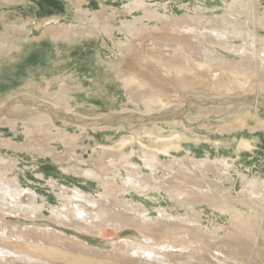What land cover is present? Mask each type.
I'll list each match as a JSON object with an SVG mask.
<instances>
[{
	"label": "rangeland",
	"instance_id": "374dc122",
	"mask_svg": "<svg viewBox=\"0 0 264 264\" xmlns=\"http://www.w3.org/2000/svg\"><path fill=\"white\" fill-rule=\"evenodd\" d=\"M131 1L0 0V37L5 35L8 42L6 46L0 47V102L9 99L13 95H20L30 91V95L33 94L34 98L37 97L35 99L44 98L43 100L51 104L55 102V105L59 107L57 109H68L70 113L77 115V117L86 119L107 116L117 111L139 112V110H136L138 108L127 103L128 93L118 79L120 72L122 77L136 74L145 85L139 90L142 93L140 97L158 96L167 102L169 101L168 105L160 107L161 109L155 112L153 111L151 113L152 116L157 118L177 114L176 117L170 120H156L176 121L175 125H173L174 127L162 125L161 133L169 135L171 129L174 128L183 138L179 142L182 146L181 148L170 150L168 154L160 153V159L167 160L173 156L178 158L187 156L188 159L193 158L196 160L205 157H224L231 163L229 170L223 173L230 180L226 181L225 186H230L231 194L235 198L237 195L238 197H242L241 195L248 196L250 190L247 181L253 178H260L259 181L264 182V124L261 125L258 118V116L260 118L264 117V104L256 108L251 105L250 101H247V104L241 103L242 105L230 102L231 109H215L206 107L208 104L199 108L197 103H181L183 98L185 99L191 95L200 97L205 95V97L211 99L230 100L233 96L241 95L243 92L236 88L232 92L223 90L220 93L206 88L204 81H208V69L204 71L203 75L199 76V80L196 83H193L189 89L185 90V93L178 90L174 91L171 79L166 76V79L163 78L164 76L150 67V64L148 66L141 54L135 53V51L119 52L118 49H115L118 40L123 38L119 31L115 30L114 37L96 31L91 33V35L83 32L84 24H90V19L95 15H98L101 20H105L109 16L116 24L115 26L118 27L122 17L129 18L131 14H136V11L128 14L125 12L124 7ZM144 1L152 6L151 8L160 9L159 12L161 11V14L167 12L166 15L169 17L181 18L186 13L195 14L194 12H204V16L220 14L223 6L230 0ZM252 2L256 7L257 16L262 18V21L264 19V0H254ZM122 12L125 14L123 15ZM55 17H58L59 22L50 24L49 20ZM80 18L85 22H83L82 26L77 27L82 23L79 20ZM7 20L8 22H6ZM12 21H25L27 26L24 31L18 30V32H15L11 28ZM262 22L264 25V20ZM151 24L152 22L149 23V25ZM249 26L253 28L251 24ZM70 29L84 33V35L82 37L75 36L77 34L70 32ZM256 30L259 37L261 36L264 40V27L257 26ZM159 37L160 39L165 38L162 35H158ZM12 38L13 41H11ZM231 57L236 59V62H239L238 57ZM247 63L245 61L241 62L243 65L241 68L245 73H248L249 77L256 78L259 73L260 77L262 76L264 79V69L258 66V70L253 64ZM102 68L106 69L110 74V80L105 85L100 84L97 80L96 72ZM218 78L220 79V77ZM49 79L51 82H48ZM63 81L65 82L64 84ZM64 86L67 88L65 89ZM245 86L243 88L250 89L248 85ZM59 89H64L62 91L66 92L70 97L67 103L62 100L56 102L49 96L53 92L60 91ZM139 91L137 92L140 93ZM259 94H264V87L259 90ZM12 108H16L17 111ZM20 108L22 107L15 106L11 107V109L9 107L0 112V165L3 164L6 168L8 167V176H15L13 178L18 180L20 186L35 192V197L39 202L46 200V207L57 204V195L61 192V189L72 188L73 186L86 188L84 185L85 181L78 174L67 173L62 168L75 165V169L79 170L80 166H86V163L84 162V164L80 159H76L72 152L74 149L78 151L77 145L81 150L88 149L92 152L95 149L98 151L106 149V147L123 141L126 144H124L125 150L130 151L133 146L136 147L138 145V140L141 139L143 142H148L147 136L141 133L140 127L143 125L141 121H139L141 123L138 121L124 122L121 119L112 120L111 118L105 123L102 122L101 124L104 123V125L101 128H93L92 130V128H82V126H78L74 122H68V120L63 118L52 116L50 123L54 127L42 129L44 128L42 126L32 127L28 123L30 121L28 119L31 117L30 111H21L22 109ZM130 122L131 124H129ZM149 128L152 129L153 126L149 124ZM244 141L247 143L246 147L240 145ZM72 142L76 143V148ZM132 159L136 163L141 164V160L135 154L132 155ZM158 167V170H155L156 175L166 174L164 167ZM142 170L145 173L150 171L149 168L144 166H142ZM108 173L111 172H104L103 175L106 177L107 174V177H109ZM209 176L212 179L210 174ZM125 177L126 172L122 168L118 171L120 184L124 183ZM211 185L209 179H203L198 190L200 189V191L205 193L208 187L211 189ZM191 186L192 184L186 183L183 186V190L196 188L193 187L194 185ZM261 186L264 194V183ZM93 187L96 188L98 186ZM155 188L157 187L155 186L149 191L140 190L141 192L132 189L130 195L135 201L139 200V202L144 203L148 207L150 215H158V208L164 207L168 209L174 206L170 198L171 194L169 195V193L164 192L160 188ZM87 190L90 189L88 188ZM222 192L226 194V190H222ZM245 200L247 201L232 202L244 213H249L250 209L247 206L253 204L252 206L256 208L258 225L257 223H252L251 220H255L252 215L249 216L251 220L249 219L244 224L245 228L247 225L248 227H253V229L247 227V230L244 225L239 228L237 226L239 225L238 223H232L233 219L229 211L216 209L205 202H192L191 205L177 206V210H173V213L178 212L183 217L186 215L195 217L199 221V229L195 231L196 233L189 234L186 232L185 234L182 228H166L158 238L159 243L171 241V243L175 244L177 240H186L189 235L190 237L192 235V238L198 241L197 245H200V247L197 246L199 253L196 256V260H198V263L201 258H208L209 253L217 254L215 250L211 249L212 247H216L219 243L221 244L223 240H230L234 244L237 243L238 249L242 248L240 249L242 252L247 251V259H252L253 264H264V199L259 203L248 201L247 198ZM246 203L247 205L245 206ZM189 208L192 209L190 210ZM15 214L18 215V213ZM38 214L36 219L31 216L30 220L22 216H15L12 217V221L6 224L12 228L13 226H19L21 230L33 227L40 230L48 225L49 228H54V232L63 235V237L70 238L75 243L80 242L78 244L83 247L80 255L91 260H97L98 258L101 260L105 257L104 261H106L108 255H113L109 252L113 253L114 247L121 245L120 242L123 239L141 237L138 230L132 227L117 230L111 226H100L94 230V234L80 233L68 225L49 221L48 218L51 215L46 208L42 209ZM11 215L13 216V214ZM164 219L173 221L171 217ZM211 224L222 225L224 228L212 236L209 231L212 229ZM253 230L256 232L260 231L259 236L256 235L254 237ZM199 241L202 243L199 244ZM193 244L195 245L196 243ZM252 249H256V251L253 253ZM84 250H88L89 254L92 255L90 256ZM252 253L254 259L252 258ZM99 254L101 257H99ZM208 259H211V255ZM115 260L117 261V258ZM124 260L128 261V264H134L130 259ZM116 261L111 262L117 264ZM200 263H202V259ZM146 264H152V262Z\"/></svg>",
	"mask_w": 264,
	"mask_h": 264
},
{
	"label": "bare ground",
	"instance_id": "6f19581e",
	"mask_svg": "<svg viewBox=\"0 0 264 264\" xmlns=\"http://www.w3.org/2000/svg\"><path fill=\"white\" fill-rule=\"evenodd\" d=\"M252 1L254 0H230L223 6L220 14L213 16H204V12H194L195 14L186 13L181 18H173L174 16L169 17L166 15L167 12L161 14V11L159 12L160 9L151 8L152 6L146 4L144 0H132L124 7L125 12L128 14L132 11H136V14H131L129 18L122 17L118 27L115 26L116 24H114V21L109 16H107L108 18L105 20H101L98 15L91 18L89 21L90 24L87 25L86 23L84 24L83 22L85 21H82L80 18L79 20L82 23L77 27L84 24L83 32L89 33L90 35L96 31L104 35L106 34L107 36H113L115 30L117 32L119 31L123 38L118 40L116 46L113 45L115 49H118L119 52L135 51V53L141 54L148 66L150 64V67L164 76L163 78L166 76L171 79L174 91L178 90L185 93V90L189 89L193 83H196V81L199 80V76L203 75L204 71L208 69V81H204L206 88L216 90V92L218 91L220 93L223 90L232 92V90H236V88L240 92H243L241 95L238 94L237 96H233L232 99L229 98L230 100L211 99L205 97V95L204 97L191 95L185 99L183 98L181 103H197L199 108L208 104L209 106L207 105L206 107L231 109V103L233 102L240 105L241 103L250 101L251 105L258 108L264 104L259 94V90L264 87V79L262 76L260 77L259 73L256 78H251L248 73H245L241 68L243 67L241 62L245 61L248 62L247 64H253L256 68L260 66L264 69V40L261 36V38L259 37L256 30L257 26L264 27L262 22L264 19L261 21L262 18L257 16L256 7L253 5ZM122 14L124 15L125 13L122 12ZM6 22H8V20ZM58 22V17L49 20L50 24ZM150 22H152L151 25H149ZM249 24H251L253 28H250ZM26 26L27 23L25 21L11 22V28L15 32H18V30L24 31ZM73 30L70 29V32L76 33L77 35L75 36L82 37V35H84V33ZM158 35H162L165 38H161V40L160 37L158 38ZM235 38H237V40H235ZM11 41H13V38ZM7 44L8 42L5 35L1 36L0 47H4ZM231 56L238 57L239 62H236V59H233ZM257 69L259 70V68ZM120 73L118 79L122 87L128 93L127 103L134 105L138 108L136 110H139V112L130 111V113H137L151 118L141 121L143 125H140L141 133L147 136L148 142H143L140 139L138 140V145L136 147L133 146L134 148L132 147L130 151L125 150V143L123 141L113 146L106 147V149L99 151L95 149L92 152L88 149L81 150L77 145L78 151L74 149L72 152L76 159H80L81 162L83 161L82 163L85 162L86 166H80L79 170L75 169V165L62 168L67 173L73 172L78 174L85 181L84 185L86 188L73 186L72 188L61 189V192L57 195V204L47 205L48 207H46V200L39 202L35 197V192H31L30 189L20 186L18 180L13 178L15 176H8V167L6 168L3 164L0 165V264H114L111 261H116V258L117 264H128V261L126 262L124 259H130L134 264H146L148 262H152V264H253L251 261L252 259H247V251L242 252L240 250L242 248L239 247L240 249H238V244H234L230 242V240H221L222 243H219L220 245L217 244L216 247L211 248L215 250L217 254L209 253V257L211 255L210 260L208 259L209 257L201 258L202 263H200L201 259L197 263L198 260H196V256L199 253L197 249L200 245H197L198 241L194 240L192 235L190 237L189 234L199 229V221L190 215L183 217L178 212L173 213V210H177V206L191 205L192 202H205L216 209L231 212L230 216L233 219L232 223H238L239 225L237 226L239 228L243 227L249 219L251 220V218H249L250 215L255 217V220H251L252 223H257L258 225V221L256 220L257 213L255 212L256 208L252 206L253 204L250 205L248 203L249 205L247 207L250 211L249 213H244V211L242 212L232 201L246 202L247 200L245 199L247 198L248 201L259 203L264 199L261 186L264 182L259 181L260 178H253L247 181L250 190L248 196L241 195L242 197H238L237 195L235 198V196L231 194L230 186H225L229 178L223 175L231 166L228 159L224 157H205L196 160L193 158L188 159L187 156L180 158L173 156L167 160H161L160 153L168 154L170 150H177L182 147L179 142L183 138L174 128L171 129L169 135L161 133L162 125L174 127L173 125H175L176 121H156L157 118L151 115L153 111L155 112L161 109L160 107L168 105L169 101L167 102L165 99L158 96H148L147 98L140 97L142 93L139 90L145 86L141 79L136 74H127L128 76L122 77ZM96 74L98 77L97 80L102 85H105L110 80V74L106 69L102 68L98 70ZM218 77H220V79ZM48 82H51L50 79ZM64 83L63 81V84ZM245 85H248L250 89L243 88ZM64 87L65 89L67 88L66 86ZM62 90L64 89L53 92L49 96L56 102L62 100L64 103H67L70 97ZM29 92L20 95L34 98L33 94L30 95L31 93L29 94ZM17 96L19 95L16 94L10 98ZM39 99L37 100L48 104L52 108H59L55 105V102L51 104L43 100L44 98ZM213 100H217L216 102L218 103L210 104ZM5 101L6 100L0 102V112L4 110L3 106ZM15 106L22 107L20 108L22 109L21 111H30L31 117H29L28 120L31 122L28 120L26 121H28L32 127L42 126L44 127L42 129H46L45 127L49 129V127L52 126L50 120L52 116H55L48 110L41 109L39 106H34L31 103L20 101L9 105L10 109ZM60 110L77 117V115L70 113L68 109L65 110L60 108ZM15 111H17V109ZM127 113H129V111H117L115 114L111 113L113 114L112 116L108 113L109 115L107 116L95 117L94 119L77 117L80 119L77 120L79 123H74L78 126H82V128L89 127L93 130V128L99 129L104 125L105 122L101 124V119L104 117L111 116L112 120L121 119L124 122L135 121L130 119ZM176 116L177 114L171 115L169 120ZM258 118L261 125H263L264 117L260 118L258 116ZM63 119L68 120L69 118L65 116ZM70 120L72 119H69L68 122ZM86 120H97L93 122V124L99 123L101 125L86 126L87 123L84 122ZM129 124H131V122ZM149 124L153 126L152 129L149 128ZM67 145H69V143H67ZM73 145L75 147L76 143H73ZM240 145L246 147L247 143L244 141ZM133 154L141 160V164L133 161ZM142 166L149 168L150 171L145 173L142 170ZM158 166L164 167L166 174L161 176L156 175L155 170H158ZM122 168L126 172V177L123 181L124 183L120 184L118 181V171ZM104 172H111L112 174L108 173L109 177H107V174L105 177L103 175ZM209 174L212 179L209 178ZM203 179H209V182L212 184L211 189H215L211 190L210 187H208L205 193L200 191V189L198 190L200 182ZM186 183L189 185L192 184V186L194 185L193 187L196 188H190L185 191L183 190V186ZM93 186L98 187L94 188ZM155 186L157 187L155 189L160 188L164 192L169 193V195L171 194L170 198L174 206L168 209L164 207L158 208V215H150L148 207L144 203L139 202V200L135 201L130 195L132 189H135L137 192L144 190L149 191ZM88 188L90 190H87ZM222 190H226V194H224ZM246 205L247 203L245 206ZM44 208H46L51 215L48 218L49 221L61 225H68L80 233L89 235L94 234V230L100 226H111L117 230L125 227H132L138 230L141 237L123 239L121 241L122 243L120 242L121 245L114 247L115 250H113V253L109 252L113 254L112 256L115 258L108 255L106 261H104V259H106L105 257L101 260L99 258V260H91L90 258H85L80 255L83 248L82 245H79L80 242H78V244L70 240V238L63 237V235L54 232V228H49L48 225L40 230L36 227L21 230L19 226H13L12 228L6 224L12 221V217L15 216H22L28 220L33 216V219H36L39 215L38 213ZM189 209L191 210L192 208ZM15 213H18V215ZM8 214H10V216H8ZM11 214H13V216ZM166 217H171L173 221L164 219ZM211 227L212 229L209 231L212 236L224 228L222 225L216 224H211ZM247 227L246 225V228ZM166 228H182L185 234L186 232L189 233L187 234L189 235L187 237L188 239H186L187 241L181 239L177 240L175 244L171 243V241L159 243L158 238L161 232ZM251 228L253 229V227ZM252 232L255 235L254 237L260 233V231L256 232L254 230ZM193 243L196 244L194 245ZM201 243L199 241V244ZM88 250L84 251L89 254ZM255 251L256 249H252L253 253ZM253 253L251 255L254 259ZM106 254L105 256H107ZM99 257H101L100 254Z\"/></svg>",
	"mask_w": 264,
	"mask_h": 264
},
{
	"label": "water",
	"instance_id": "95a60500",
	"mask_svg": "<svg viewBox=\"0 0 264 264\" xmlns=\"http://www.w3.org/2000/svg\"><path fill=\"white\" fill-rule=\"evenodd\" d=\"M260 98L262 99V101H264V95H261ZM17 101H20V102H26V103H31L32 105L34 106H39L41 109H45V110H48L52 115H54L55 117H59V118H64L66 116V118H69V119H72L70 121H73V122H76V123H79L77 122V120H80L79 118H77L76 116L74 115H71V114H68V113H64L62 110H59V109H56V108H52L51 106H49L48 104L46 103H43L35 98H31V97H28V96H24V95H19L17 97H13V98H9L5 101L4 103V106H3V109L5 110V108H7L10 104L12 103H15ZM210 101V100H208ZM198 102V101H197ZM200 102H204V101H200ZM199 103V102H198ZM212 103H215L217 104L218 102L216 101H213L211 102L210 104ZM234 103V102H233ZM3 110V111H4ZM1 111V112H3ZM1 114V113H0ZM115 114V113H113ZM113 114H110L111 116ZM129 114V118L130 119H133L135 121H144V120H149L151 119L149 116H143V115H140V114H133V113H127ZM104 117L102 120V122H106L108 121L109 119H111L112 117ZM170 116L168 117H157V120L159 119H169ZM68 119V120H69ZM83 121V120H82ZM97 120H86L84 121L85 123H87L86 126H90V125H97L99 123H95L93 124V122H96ZM101 122V123H102ZM84 125V124H83Z\"/></svg>",
	"mask_w": 264,
	"mask_h": 264
}]
</instances>
